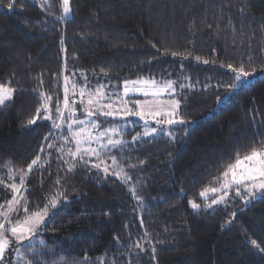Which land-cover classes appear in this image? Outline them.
<instances>
[{
    "label": "trees",
    "instance_id": "obj_1",
    "mask_svg": "<svg viewBox=\"0 0 264 264\" xmlns=\"http://www.w3.org/2000/svg\"><path fill=\"white\" fill-rule=\"evenodd\" d=\"M10 2L0 0V84L15 90L0 106V182L39 155L43 168L34 166L24 181L29 213L58 193L67 199L60 197L33 241L36 251L28 244L19 256L9 250L6 264H264V252L249 243L264 247V194L245 204L231 191L212 208L204 206L215 196L199 195L220 186L216 180L237 152L243 156L264 141V76L223 95L209 115L213 91L224 93L232 82L222 64L264 66V0H70L64 20L62 0H15L9 8ZM76 69L113 81L186 75L210 88L179 111L194 123L173 126L175 139L162 134L133 143L136 130L129 131L124 148L100 158L107 175L103 164L96 170L76 162L68 171L64 161H74L58 159L52 122H27L41 108L40 93L52 97L51 109L61 106L63 77ZM53 142L57 147L49 149ZM121 169L128 183L112 175Z\"/></svg>",
    "mask_w": 264,
    "mask_h": 264
},
{
    "label": "snow or ice",
    "instance_id": "obj_2",
    "mask_svg": "<svg viewBox=\"0 0 264 264\" xmlns=\"http://www.w3.org/2000/svg\"><path fill=\"white\" fill-rule=\"evenodd\" d=\"M15 0H12L8 4L9 8L13 7ZM43 8L44 5L41 4ZM63 15L59 19H67L71 15L72 9L70 6V0H62ZM155 47V45H153ZM167 52V50H166ZM172 56L182 55L177 52H171ZM196 60H200V57H196ZM215 62V61H214ZM248 64H252V58H248ZM203 63L207 64L208 61L204 60ZM227 68V70L232 74V82L224 85V95L228 96L233 94L239 89H242L249 85L251 78L256 74V69L252 68L251 71L246 70L244 63L242 62L238 67L232 64L221 65ZM264 71V66L261 68ZM103 71V69L101 70ZM83 75V74H81ZM64 97H63V107L57 103L55 108V115L59 123L53 120L52 109L50 103L52 100L51 96H47L44 93H40L43 98V103L41 108L37 109L36 118L28 120V124L32 125L36 123L38 118H42L52 122V126L55 129H61L67 127L70 137L63 136L65 142L71 138L75 146V151L71 149L67 153H64V148L60 147L58 151L62 154L58 159H62L63 155H68L72 158L74 162L67 163L68 171H73L76 168V162L83 164L84 166H91V168L100 170L102 163H93L92 157L100 158V155L104 151H111L112 149H122L129 143L123 139V132L121 129L125 125L114 124L109 128H102V125L98 123L100 117L105 119L111 117L113 119L127 118L130 116H136L144 120L145 126L147 127L149 118L154 121L156 125H159L161 129L165 126L182 125L187 128L189 125L194 123L190 120H185L183 118H177L178 110L180 109V100L176 99L174 96L169 100H161L160 97L165 93H176V87L185 88L191 87V85L179 84L177 85L175 81H164L163 85H159L155 79H144L138 78L134 81L124 80L122 85V94L113 93L108 95L105 89L108 85L97 84L92 88H88L87 78L84 77L85 84L84 87L79 89V104L81 105V115L84 119H78L76 117V85L72 84V91L69 92V77L64 76ZM185 79H188L185 77ZM42 83V81H41ZM220 87V85H218ZM85 88H88L85 91ZM15 90L0 84V106H6V102H11L13 97V92ZM131 93H140L144 99H136L134 101L133 107H129L127 103L123 102V97L129 96ZM70 96L72 97L70 102ZM87 96L85 100L84 97ZM151 97V99H149ZM59 99V98H57ZM105 101H108L105 103ZM216 103H223V97L217 96ZM122 104V106H121ZM41 109H43L44 114L41 116ZM65 113H67V119L65 118ZM102 129V130H100ZM158 129L152 127L149 131H145L143 134H137L132 137L133 143L138 142L143 136L154 135ZM52 133H49L51 136ZM167 135L175 139L172 132H167ZM119 137V138H114ZM49 137H45V140ZM95 144L96 147H92ZM259 146L253 145L248 152L241 154L239 152L235 155V163L229 164L227 168L222 172L221 178L216 180L220 184L218 188H205L200 192L201 197H207L208 193L211 192L215 194V198L212 199L210 204H206L205 208H212L214 205L225 204L226 200L229 198V193L234 191L236 197L241 198L243 203L247 204L252 199H255L258 195L264 194V141L258 142ZM49 149L57 147L56 144L49 143L47 145ZM44 151V148H41ZM49 155H51L49 153ZM47 161H45L46 163ZM112 164L116 165L117 161L115 156L112 157ZM43 168L44 164L40 162V156L37 155L35 159L28 164L26 170H21L20 173V185L15 183L11 185H6L9 191L12 192V199L6 201L5 204H0V264H6V252L12 250L17 256L22 255L19 249L24 244H28L30 248L35 252L36 249L33 246V241L40 235V232L44 227H46V218L50 219L49 213L58 210V205L60 204V197H63V193H58L56 197L48 199V202L41 209L37 206L36 211L29 213L27 197L23 196L22 191H27L24 188L25 177L33 171V167ZM134 167V166H133ZM103 172L105 175L108 174L109 168L106 164H103ZM112 175L119 177L124 183H128L131 177L127 173L123 172L121 169L119 172L113 171ZM2 183V182H0ZM59 184V179L56 181ZM130 191L135 196L137 200L141 198L136 196V189L134 187L130 188ZM19 194V195H18ZM64 200L67 197H63ZM23 201V203H21ZM191 207L195 210H200L201 205L191 202ZM23 213L22 219L12 220V214L16 213L19 215ZM236 213H232L234 217ZM230 223V221H229ZM11 236L12 239H9ZM117 242L118 241V238ZM44 242L41 241V244ZM249 243L260 252H264V247L257 242V240L250 239ZM15 244L16 248H11ZM136 247L144 251L143 246L136 244ZM156 251L155 247H152V253ZM153 259L155 257L153 256ZM31 264V262H27Z\"/></svg>",
    "mask_w": 264,
    "mask_h": 264
},
{
    "label": "rangeland",
    "instance_id": "obj_3",
    "mask_svg": "<svg viewBox=\"0 0 264 264\" xmlns=\"http://www.w3.org/2000/svg\"><path fill=\"white\" fill-rule=\"evenodd\" d=\"M71 16V15H70ZM70 16H68L67 18H69ZM83 74V75H81ZM258 76H264V71H262L261 69H259L258 71H256V74L251 78V81L255 80L256 77ZM69 77V92L71 93L72 91V84L74 83L76 85V92L77 95L75 97L77 103H76V108H77V112H76V117L78 119H84V116L81 115V105L79 104V89L81 87H84L85 84V80L84 77L87 78V85L88 88H92L94 86H96L97 84H105L108 85V87L105 89V92L108 95H111L113 93H120L122 94V85H123V81L124 80H129V79H124V78H120L116 81H113L111 79H108L107 76L105 74H96V73H91L88 71H84V70H72L70 72V76ZM185 77H187L186 75L180 76L178 79L175 80H171V81H175L177 85L179 84H185V85H191V87H185V88H179L178 86L176 87V93H165L163 94L160 99L161 100H169L171 98H173V96L176 99L180 100V109L178 110V116L177 118H181L179 115V111L185 107L186 105H189L191 102L193 101L196 97H198V91L199 90H204V93L207 94L209 91L210 86H208L206 83L202 84V83H195V80H192L191 78L185 79ZM144 79H155V78H144ZM137 79H131L129 81H134ZM157 81V83L159 85H163L164 81H168V80H162V79H155ZM9 87V86H6ZM88 88H85V91L88 90ZM212 95L215 97L213 104L211 105V111L209 113L212 114V112H214L219 105H221L222 103H216V97L217 96H221L224 97V93L220 92V93H216L215 91H213ZM224 95V96H223ZM13 96H14V92H13ZM13 98V97H12ZM145 97L142 96V94L140 93H131L129 96L127 97H123V102L127 103L129 107H133L134 101L136 99H144ZM72 97L70 96V102H71ZM84 99H87V96L84 97ZM149 99H151V97H149ZM226 99V98H225ZM224 101V98H223ZM108 101H105V103H107ZM122 106V104H121ZM50 107L52 108V106L50 105ZM61 107H63V101L61 104ZM53 113H55V109H52V115ZM65 118L67 119V113H65ZM57 123H59L58 120H56ZM98 123H100L102 125V128H109L112 127L114 124H118V125H125V127H123L121 129V131L123 132V139L126 133H128L129 131H133L136 130L135 133L133 134V136H136L138 133L139 134H143L145 131H149L152 127H156L158 129L157 133L154 135H147V136H143L142 138H152V137H156V136H160L162 134H167V132L170 131V129L173 126H177V125H173V126H165L164 129H161V127L159 125H156L154 121H151L149 118V122L147 127L145 126V122L144 120H142L139 117L136 116H130L127 118H119L117 117L116 119H113L111 117L105 119L104 117H100L97 121ZM59 131L58 135H57V141L59 142V146L64 148V153H67L69 149H71L72 151H75V146L73 144V142L71 141V138H69V140L67 142H65L63 139H61V137L63 136H69L70 137V133L67 129V127H63L61 129H57ZM61 130V131H60ZM102 130V129H100ZM114 138H119V137H114ZM92 147H96L95 144L92 145ZM109 151H104L101 153L100 158L108 153ZM65 157L71 158L68 155H64ZM96 158V157H93ZM97 159V162L102 163L101 159ZM235 163V162H234ZM102 164H106V163H102ZM109 165V164H108ZM116 167V166H115ZM114 167V168H115ZM2 183H0V204H5L6 201H9L12 199V192L9 191V189L6 187V185H11L13 183H15L16 185H20V175L18 176H6L2 181ZM220 187V186H219ZM23 196L25 195V192L22 191ZM19 195V194H18ZM209 195H214L213 193L209 192ZM263 194L258 195L255 199H252L251 201H254L256 199H258L259 197H261ZM207 196V197H208ZM231 196V195H230ZM205 198V197H203ZM21 203H23V201H21ZM210 202H207V204H210ZM216 206V205H214ZM213 206V207H214ZM0 211H3V209H0ZM36 211V210H33ZM31 211V212H33ZM51 213V212H50ZM49 213V215H50ZM22 219L23 218V213L21 212L19 215H17L16 213L12 214V220L15 221L16 219ZM47 220V218H46ZM9 239H12L11 236H9Z\"/></svg>",
    "mask_w": 264,
    "mask_h": 264
}]
</instances>
